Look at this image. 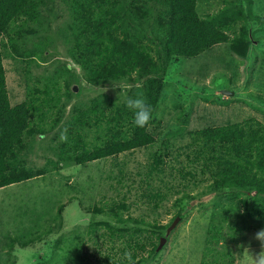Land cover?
<instances>
[{"label": "rangeland", "instance_id": "rangeland-1", "mask_svg": "<svg viewBox=\"0 0 264 264\" xmlns=\"http://www.w3.org/2000/svg\"><path fill=\"white\" fill-rule=\"evenodd\" d=\"M56 1L61 15L55 18L45 9L51 30L23 33L25 39H16L17 34H13L17 48L11 44L3 48L12 104L31 96L38 100V105L44 100L52 105L50 118L42 121L41 115L33 119L32 125L37 129L48 131L53 125L55 128L28 139L26 158L31 169L46 167L50 159L57 160L58 148L63 144L60 132L73 127L71 121L79 109L88 108L100 95L124 102L133 86L127 81L97 86L84 80L73 85L72 90L79 92L75 95L64 81L72 74L66 73V65L72 66L75 74H81L68 53L70 44L58 38L55 45L49 46L47 62L32 54L41 33L65 26L62 24L68 17L66 4ZM224 8H231L229 13L234 14L230 44H217L199 56L170 61L163 93L149 126L156 138L154 146L85 166L53 167L47 174L0 189V264H102L100 252L106 247L102 237L108 234V229L100 225L98 231L91 232L90 224L94 219H109L95 215L93 209L101 203L109 205L113 200L104 202L103 198L112 195L118 203L128 206L123 212L125 216L156 222L158 227L169 224L162 235L155 236V241L160 242V253L150 264H253V256L262 250L261 242L254 237L264 225L261 219L256 222L247 217L244 202L247 194L222 191L216 197L199 196L200 201L191 202L194 207H190L189 198L178 200L187 192L203 195L216 177L202 172L199 159L186 166L183 175L178 174L180 162L187 165V157L196 154L190 132L235 123L264 125V0L199 2L202 14L217 13ZM134 33L130 31L131 35ZM152 53L157 58L156 51ZM53 84L57 86L53 88ZM224 89L234 94L225 95ZM49 109L47 103L42 112ZM93 136L94 133L87 135L89 142ZM158 154H162L161 159L156 158ZM154 166L160 167L150 177L148 170ZM121 169L126 174L123 182L133 186L126 198L123 191L118 195L117 189L111 190L108 185L111 179H105L111 170L112 175H119ZM150 179L154 192L159 193L146 195L150 185L143 181ZM116 181L112 183L115 185ZM122 189L126 190L124 186ZM182 208L186 211L183 219L178 216Z\"/></svg>", "mask_w": 264, "mask_h": 264}, {"label": "trees", "instance_id": "trees-1", "mask_svg": "<svg viewBox=\"0 0 264 264\" xmlns=\"http://www.w3.org/2000/svg\"><path fill=\"white\" fill-rule=\"evenodd\" d=\"M62 1L68 10L67 20L62 24L65 26L55 29V32L41 33L32 54L47 62L49 46L55 45L60 38L64 44H70L68 53L81 72L75 74V69L66 65V73H72L64 80L70 93L74 92L72 87L75 83L81 84L84 80L97 86L127 81L133 86L129 88L126 100L139 94L151 106L152 119L146 127H136L126 100L118 103L100 95L88 108L79 109L80 112L73 116L71 125L74 128L67 130L71 134L67 135L62 147L59 145L57 160L50 159L46 167L29 168L26 158L28 139L37 133L45 135L55 128L53 125L48 131L47 128L37 129L32 125L33 119L41 115L44 117L42 121L50 118L52 105L47 102L50 109L43 113L46 100L38 105V100L31 96L12 104L3 48L11 44L16 49L14 40L16 37L22 39L23 33L32 35L37 31L51 30L45 9L56 18L61 15V8L57 9L56 0H0V189L47 174L53 167L57 169L68 164L85 166L154 146L156 138L150 133L149 126L163 93L170 61L178 57L199 56L217 44H230L229 31L234 28V14L229 13L231 8L202 14L199 12L200 0ZM229 3L227 1V6ZM118 19L124 22L119 23ZM31 22L36 25L30 26ZM131 30L135 32L133 35ZM119 33L123 36L119 37ZM148 38L151 40L149 43ZM152 51H156L157 58ZM56 86L53 84V88ZM78 93L74 92L75 95ZM89 133H94L90 142L87 139ZM189 136L196 154L187 157L189 164L181 165L180 162L178 174L183 175L186 166L199 159L202 172L207 171L216 177L203 195L193 196L187 192L178 200L189 198L190 207H194L191 202L195 199L200 201L199 196L214 194L216 197L222 191L232 194L243 192L247 194L244 200L247 217L256 222L261 219L264 225V125L252 122L228 124L192 131ZM156 158L161 159L162 154ZM157 167L149 168L150 177L159 170ZM124 171L121 169L119 175H112L111 170L105 179H111L108 183L111 190L117 189L118 195L123 191V198H126L133 186L123 182ZM115 179L114 185L112 180ZM143 182L150 185L151 179ZM149 187L146 195L159 193L154 192L152 185ZM108 199L113 201L109 205L101 203L93 213L109 219H94L90 224L91 232L98 231L100 225L108 229V234L103 237L99 232L106 242V247L100 252L102 264H150L160 253V242L155 241V236L162 235V230L169 224L158 227L156 222L125 216L126 203H118L114 195L103 198L104 202ZM185 212L182 208L178 216L183 219ZM125 253H130V261Z\"/></svg>", "mask_w": 264, "mask_h": 264}, {"label": "clouds", "instance_id": "clouds-1", "mask_svg": "<svg viewBox=\"0 0 264 264\" xmlns=\"http://www.w3.org/2000/svg\"><path fill=\"white\" fill-rule=\"evenodd\" d=\"M127 107L133 112V124L136 127H146L152 119V109L149 104L138 94L135 98H128L126 100ZM60 140L67 141V130L60 132ZM255 239L261 242L262 250L253 256V264H264V229H261L255 234ZM125 257L130 261V253H125Z\"/></svg>", "mask_w": 264, "mask_h": 264}, {"label": "water", "instance_id": "water-1", "mask_svg": "<svg viewBox=\"0 0 264 264\" xmlns=\"http://www.w3.org/2000/svg\"><path fill=\"white\" fill-rule=\"evenodd\" d=\"M74 90H76V91L78 90L77 86L74 87ZM222 93L225 94V95H233L234 94L233 91L231 92V91H229L227 89L222 90ZM164 240H165V238H163V240L161 242H163Z\"/></svg>", "mask_w": 264, "mask_h": 264}]
</instances>
